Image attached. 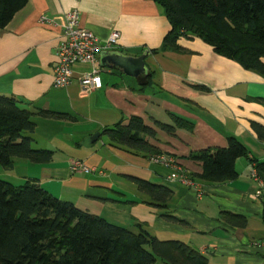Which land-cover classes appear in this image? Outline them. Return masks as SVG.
<instances>
[{"label":"crops","instance_id":"crops-1","mask_svg":"<svg viewBox=\"0 0 264 264\" xmlns=\"http://www.w3.org/2000/svg\"><path fill=\"white\" fill-rule=\"evenodd\" d=\"M74 9L80 25L100 43L113 30L119 32L108 50L130 56L148 50L147 72L128 75L101 61L98 53L100 88L82 90L77 77L90 65L79 63L72 66L68 86L54 87L64 14ZM169 30L163 8L153 0H28L0 32V95L35 112V147L51 150L52 157L47 163L21 159L14 165L19 163L23 178L37 179L56 198L117 225L135 229L139 223L159 239L184 241L204 253L207 264H264L262 181L252 173L253 159L264 160V142L251 127L253 121L264 125V76L215 53L198 37L178 39L180 50L161 51ZM39 108L62 115L43 117L36 113ZM133 116L152 130L143 137L157 153L174 156L192 179L201 172L189 158L195 150L225 147L234 136L248 155L236 159L238 175L232 181L193 179L192 187L170 182L169 168L150 162L146 153L112 146L101 134ZM173 116L186 127H176ZM73 161L96 170L73 173ZM132 178L170 187L165 207L148 204ZM221 210L247 215V226L224 224Z\"/></svg>","mask_w":264,"mask_h":264},{"label":"trees","instance_id":"trees-1","mask_svg":"<svg viewBox=\"0 0 264 264\" xmlns=\"http://www.w3.org/2000/svg\"><path fill=\"white\" fill-rule=\"evenodd\" d=\"M28 0H0V32ZM163 8L170 24L161 51L180 50L178 39L198 37L215 53L238 62L264 76V0H153ZM157 52V50H153ZM21 101L0 95V166L11 168L17 159L47 163L52 151L34 146L32 133L35 112ZM43 117L62 114L37 109ZM176 127L186 123L173 116ZM164 128L166 125L159 124ZM257 139L264 142V125L252 122ZM110 145L149 156L157 153L143 134L152 135L140 117L127 124L118 122L106 128ZM247 148L234 136L225 147L195 150L189 158L201 166L193 179L224 183L237 177L235 161L247 157ZM256 178L262 181L264 224V160L253 159ZM137 190L150 205L165 207L172 189L165 184L132 178ZM172 221L176 219L167 216ZM224 224L245 228L248 216L221 210ZM199 249L178 239H159L142 224L135 229L112 223L60 200L35 178L22 185L0 178V264H207Z\"/></svg>","mask_w":264,"mask_h":264},{"label":"built area","instance_id":"built-area-1","mask_svg":"<svg viewBox=\"0 0 264 264\" xmlns=\"http://www.w3.org/2000/svg\"><path fill=\"white\" fill-rule=\"evenodd\" d=\"M46 20L41 17V21ZM119 38V32L113 30L108 37L99 42L98 37L90 30L80 25L79 11L74 9L64 14L62 23L61 40L57 45V63L53 70L52 85L54 87H66L72 82V66L75 63L89 64L90 69L83 71L78 77V83L82 90L91 91L102 85L100 67L96 64V55L102 50L111 49ZM150 162L169 168L168 181L178 182L192 187L196 183L189 176L187 170L181 168L174 156L165 153H154L149 156ZM96 169L84 164L82 161H73L70 171L94 172ZM256 177L255 170L252 171Z\"/></svg>","mask_w":264,"mask_h":264},{"label":"water","instance_id":"water-1","mask_svg":"<svg viewBox=\"0 0 264 264\" xmlns=\"http://www.w3.org/2000/svg\"><path fill=\"white\" fill-rule=\"evenodd\" d=\"M149 51L145 50L138 56H130L122 54L117 51L102 50L100 52L101 61H107L108 64H114L123 69L128 75H138L140 73H146L147 67L145 65V58L149 55ZM99 133H95L91 136V140L97 139Z\"/></svg>","mask_w":264,"mask_h":264},{"label":"rangeland","instance_id":"rangeland-1","mask_svg":"<svg viewBox=\"0 0 264 264\" xmlns=\"http://www.w3.org/2000/svg\"><path fill=\"white\" fill-rule=\"evenodd\" d=\"M17 160H20L19 163L22 162L21 159H17ZM24 162H28V161L25 160ZM19 163H15L14 167L11 168H4L0 166V178L13 183L14 185H22L27 180V178L22 177L24 168L20 165L21 163L20 164ZM31 164H36V163H31Z\"/></svg>","mask_w":264,"mask_h":264}]
</instances>
